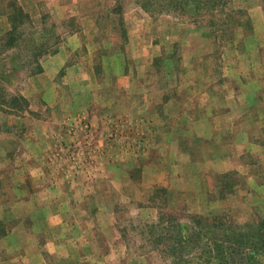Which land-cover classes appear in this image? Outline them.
Instances as JSON below:
<instances>
[{"label": "rangeland", "instance_id": "1", "mask_svg": "<svg viewBox=\"0 0 264 264\" xmlns=\"http://www.w3.org/2000/svg\"><path fill=\"white\" fill-rule=\"evenodd\" d=\"M0 264H264V0H0Z\"/></svg>", "mask_w": 264, "mask_h": 264}, {"label": "crops", "instance_id": "2", "mask_svg": "<svg viewBox=\"0 0 264 264\" xmlns=\"http://www.w3.org/2000/svg\"><path fill=\"white\" fill-rule=\"evenodd\" d=\"M16 234V232H10V233H8V237H9V235H10V237L12 238V240H14L15 238H14V235ZM27 233L25 232V235H26Z\"/></svg>", "mask_w": 264, "mask_h": 264}, {"label": "trees", "instance_id": "3", "mask_svg": "<svg viewBox=\"0 0 264 264\" xmlns=\"http://www.w3.org/2000/svg\"><path fill=\"white\" fill-rule=\"evenodd\" d=\"M250 255H253V253H252V254H250Z\"/></svg>", "mask_w": 264, "mask_h": 264}]
</instances>
